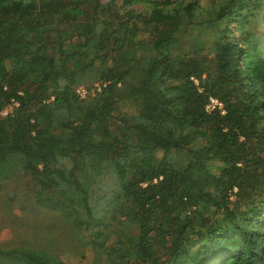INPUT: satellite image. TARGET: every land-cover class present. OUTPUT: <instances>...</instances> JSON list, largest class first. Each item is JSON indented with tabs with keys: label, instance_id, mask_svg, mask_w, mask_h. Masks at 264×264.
I'll return each instance as SVG.
<instances>
[{
	"label": "trees",
	"instance_id": "obj_1",
	"mask_svg": "<svg viewBox=\"0 0 264 264\" xmlns=\"http://www.w3.org/2000/svg\"><path fill=\"white\" fill-rule=\"evenodd\" d=\"M197 14L211 56L179 52ZM262 19L264 0H0V112L18 102L0 115V186L28 174L102 264H264ZM0 262L69 264L26 245Z\"/></svg>",
	"mask_w": 264,
	"mask_h": 264
},
{
	"label": "rangeland",
	"instance_id": "obj_2",
	"mask_svg": "<svg viewBox=\"0 0 264 264\" xmlns=\"http://www.w3.org/2000/svg\"><path fill=\"white\" fill-rule=\"evenodd\" d=\"M206 6L210 0H197ZM196 23H184L186 34L181 37L179 52L186 51L211 56L210 43L213 32L202 21V15L197 14ZM261 34L264 49V19L257 24ZM146 34L139 33L142 38ZM15 106H13V109ZM137 110L133 102L122 101L120 111L123 114H133ZM114 113L111 119V129L116 130L120 123V115ZM1 115V114H0ZM37 185L28 174L20 173L5 181L0 186V245H26L39 249H51L69 264H102L99 250L89 243L93 232H77L60 214L51 212L35 202ZM197 210L202 212V207ZM113 231L120 230L124 234H136L137 229L125 221L112 220L109 224ZM130 227V228H129ZM114 232V233H115ZM119 232V231H118ZM0 264H3L0 262Z\"/></svg>",
	"mask_w": 264,
	"mask_h": 264
},
{
	"label": "built area",
	"instance_id": "obj_3",
	"mask_svg": "<svg viewBox=\"0 0 264 264\" xmlns=\"http://www.w3.org/2000/svg\"><path fill=\"white\" fill-rule=\"evenodd\" d=\"M190 78H191V80L194 82V84L196 86L199 85V80L196 77L191 76ZM107 83H108L107 81L95 82L91 87H88L85 84H79V85H77L75 87V94L80 99H84V98L87 97V95L89 94L90 90H94L96 92H100L101 89L107 85ZM198 89L201 90V88H199V87H198ZM52 98L53 97H51V99ZM13 106H15V107L18 106V102L15 99H11L9 104L7 106H5V108L0 112V114L2 116H4V115L12 113ZM205 111L206 112H214V111H216L219 114L223 115V114H225L226 109H225V106H224V103H223L222 100H220L216 96L210 95V96H208L206 104H205ZM159 178H161V177H159ZM156 181H157V178H154L153 182H156ZM141 185L142 186H146L147 182H143ZM236 190H237L236 187H234L233 191L230 193V198L231 199L234 197V192Z\"/></svg>",
	"mask_w": 264,
	"mask_h": 264
}]
</instances>
